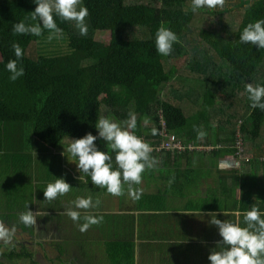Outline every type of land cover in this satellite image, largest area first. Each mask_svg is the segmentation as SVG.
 <instances>
[{"label": "trees", "instance_id": "1", "mask_svg": "<svg viewBox=\"0 0 264 264\" xmlns=\"http://www.w3.org/2000/svg\"><path fill=\"white\" fill-rule=\"evenodd\" d=\"M82 2L88 10L86 36L79 35L72 22L56 20L60 33L42 31L36 37L14 35L11 31L13 23L25 19L34 10L33 0H0V40L21 48L17 66L24 69L23 76L10 81L9 73L4 71L6 61H0V153L10 139L17 146L33 139L46 148L61 149L86 133L96 135L94 124L102 116L121 122L134 113L135 133L151 146L150 156L155 160L142 177L155 172L169 183L160 195L175 193L177 186L184 188L192 175L208 167L207 172H216L217 179L206 190L205 202L236 200L235 190L239 189L240 198L234 202L240 204L241 212L249 210L257 199V193L251 194L257 187V172L259 169L264 172V161H260L264 157V111L249 107L244 89L246 83L264 84V49L241 44L238 37L246 24L264 18V0H239L230 8L203 9L196 13L191 11V0ZM161 25L178 37L168 56H160L155 50V31ZM102 32L108 33L107 44L94 38ZM61 44H65V49ZM172 59L176 62L171 63ZM95 79L97 85L92 83ZM160 116L166 133L176 136L183 145L212 149L156 151L160 143ZM195 128L214 136L215 140L210 142L205 136L196 139ZM237 133L241 154L247 160L241 161L238 169L219 170L220 160L234 156ZM96 143L100 150H106L103 141ZM26 158L29 159L22 155L20 159ZM12 168L1 176L7 174L16 188L28 166ZM46 168L49 176L50 170L57 166L46 165ZM31 177L42 183V187H35V192L44 201L47 182H41L44 178L41 174L29 176V180ZM18 192L19 189H14L6 194ZM4 195L0 191V204ZM59 200L57 197L45 203L58 210ZM253 205L257 207L256 203ZM23 211L18 206L14 209L12 204L0 209V223L17 225L36 239H50L47 226L35 233V227L20 221ZM52 240V250L57 251L54 259L59 264H92L80 256L82 250L76 248L71 258L72 250L66 244L62 246L55 238ZM36 243L41 248L44 245ZM74 243L84 246L77 245L78 241ZM16 245L18 249L14 245L6 248L0 245L4 248L0 252V264L3 261L38 264L23 242ZM106 254L108 264H132L131 251L124 249L120 241L107 243Z\"/></svg>", "mask_w": 264, "mask_h": 264}, {"label": "crops", "instance_id": "2", "mask_svg": "<svg viewBox=\"0 0 264 264\" xmlns=\"http://www.w3.org/2000/svg\"><path fill=\"white\" fill-rule=\"evenodd\" d=\"M0 156L3 172L13 166L23 168L25 164L28 166L29 176L37 174L46 176L48 172L46 167L29 168V159L26 158L22 161L20 159L22 155L16 154L11 159H8L11 156ZM236 161L234 156H227L218 162L217 168L222 171L238 169L239 167H234ZM260 161H264V157H260ZM18 163L20 165H17ZM45 164L43 163V165ZM65 164L64 174H61L63 168L58 165L54 170L57 172H53V176L58 173L57 178H63L72 187L63 196H58L60 198L58 210L53 209L56 206H47L44 200L37 206L22 208L23 213L27 211L33 213L35 224L32 227H35L36 232L40 231L41 227L47 226L46 232L49 233L48 236H51L59 234L60 228L63 243L69 244L73 241L75 247L68 248H72L75 252L76 248L82 250L83 254L79 255L89 259L92 264H100L105 261L108 264L106 244L118 241L124 244V249L131 251L132 264H210L207 257L215 249L216 242L220 237L216 227L208 223V213H216L217 219L220 220L232 222L239 220L241 226H244L242 216L231 215L232 212L241 210L240 204L234 202L240 198L239 189L235 190L236 200L224 198L225 203L205 202L207 199L206 190L212 188L215 179H217L216 172H207L208 167L204 168V171L192 175V180L184 188L177 186L175 193L166 195H160V192L169 183L164 181L158 173L146 174L142 177L139 185L133 186V189L136 187L141 189L140 198L133 200L128 196L127 186L124 188V193L116 197L108 194L103 188L93 186L90 181L88 188L91 189V192L83 194L82 189H85L87 185L79 182L78 170L75 166H68L71 163L67 158ZM27 172L23 173V177L28 176ZM222 177L225 179L226 175L223 174ZM54 180L55 176L49 179L47 184ZM77 185L81 186L77 188ZM256 193L257 199L252 201L250 207L256 203L258 209L264 210V172L261 169L257 172V187L251 191L252 196ZM88 195L94 202H99L97 206L87 211L75 209L73 201L77 197H87ZM38 199L43 200L40 193ZM70 209L79 211L81 219L72 221L65 214ZM222 212L227 215H222ZM57 214L60 215L58 221ZM86 214L101 219L99 223L90 225L81 232L79 225L83 222L82 217ZM60 221H62V227H59ZM49 228L52 231L49 232ZM75 241L79 242L77 245L83 244L84 246H76ZM87 252L90 254L87 255ZM81 257L80 262L82 263ZM100 258L101 261L98 262Z\"/></svg>", "mask_w": 264, "mask_h": 264}, {"label": "clouds", "instance_id": "3", "mask_svg": "<svg viewBox=\"0 0 264 264\" xmlns=\"http://www.w3.org/2000/svg\"><path fill=\"white\" fill-rule=\"evenodd\" d=\"M33 3L36 6L30 15L12 24L11 31L14 35L39 37L42 31L58 34L61 29L57 26L56 20L72 22L79 35H87L88 10L83 6L82 0H33ZM224 4L225 0H191V11L196 13L203 9L223 8ZM238 39L241 44L254 45L258 50L264 49V18L246 24L240 31ZM175 43H178V37L171 29L163 25L157 27L154 44L158 55L168 56ZM11 47L15 59L5 63L4 71L9 73L10 81H16L24 74L23 67L17 66L22 51L15 43ZM244 90L247 93L249 107L264 111V84L258 83L253 86L246 83ZM94 127L96 135L86 133L81 138L70 140L66 148L63 147L64 153H68L67 160L74 163L78 170L79 182L88 184L90 181L93 186L103 188L108 194L116 197L121 196L127 186L128 196L133 200L139 199L141 189L139 187L133 189V186L141 183L142 174L154 166L155 160L150 156L151 146L135 133L137 127L135 114L129 113L127 119L121 122L102 116L95 121ZM194 130L198 140L206 135L199 128ZM152 134H156L155 129L152 130ZM97 140L104 142L106 150L98 148ZM70 188L72 187L63 178H55L45 186L44 200H54L58 196H63ZM98 203L90 197H77L73 201L75 209L85 211L95 208ZM65 214L74 222L81 219L79 211L70 209ZM222 215L225 216L227 213L222 212ZM231 215L242 216L244 226H241L239 220L235 222L220 220L217 219L216 213H208V223L216 227L220 237L215 249L207 257L210 264H264V210L252 205L249 210L234 211ZM19 219L25 226L35 224V218L30 211L21 214ZM100 219L84 215L83 222L79 225L80 231L83 232L90 225L99 223ZM10 239L11 233L0 227V240L7 243Z\"/></svg>", "mask_w": 264, "mask_h": 264}, {"label": "rangeland", "instance_id": "4", "mask_svg": "<svg viewBox=\"0 0 264 264\" xmlns=\"http://www.w3.org/2000/svg\"><path fill=\"white\" fill-rule=\"evenodd\" d=\"M238 1L239 0H225V4L223 7H225V6L228 8L233 7L234 5H236L238 3ZM220 9H222V8H218L217 10H220ZM94 38H95V40L100 41V42L105 43V44H107V42L109 40L107 32L96 33ZM61 45L65 49V44H61ZM10 59H15L11 45L0 40V61H6L7 62ZM170 62L175 63L176 60L172 59V60H170ZM92 83H94V85L98 84L96 79L92 80ZM158 135H159V132H158ZM174 137H175L176 141H178L180 143L183 150H185V149L190 150L189 145H183L182 142L179 141L176 136H174ZM205 137L209 138L210 142L215 140L214 136H211V135L210 136L205 135ZM238 139H240V136L237 133V134H235V140L237 141ZM160 140H161V137H160ZM9 141H6L4 143L3 148H2L3 152L0 153V155H3L5 157L11 156L8 159H11L12 156H14L16 154L28 156L29 157L28 164H29V168H31V169L32 168L33 169L43 168V167H46V165L53 166V167H56L58 165L59 167L63 168L61 174L65 173L64 168H66V164H67V163L65 164V159H66V156L68 157V153H66V152L64 153V148H66V146L63 145L64 148L61 147V149L60 148L49 149V148H46L44 145H41V144L35 142L33 139L32 140H29V139L24 140V141H27V143L23 144V145H22V143H20L21 146L20 145L17 146L16 144L13 145L12 144L13 142H9ZM39 148H40V150H39ZM194 150L208 151V150H210V147L209 148H197ZM238 150L242 151L243 149L240 146ZM43 163H46V164L43 165ZM68 166L74 167L75 164L71 163V165L68 164ZM239 166H240V160L237 159L236 163H234V167L238 168ZM224 168L228 169L227 167H224ZM10 169L12 170L13 168L10 167ZM52 172H56V171H52ZM52 172L50 170L49 176H43L44 178L41 180V182H43V183L48 182V180L53 177ZM1 173H3V166L2 165H0V184L3 187L0 188V191L5 192V195L1 198L2 204H0V209H4L6 206H8L10 204H12V207L14 209L16 208V206H18L19 208L22 209V208H25L26 206H37L39 204V202L43 201L41 199H38L39 194L36 195V193H35V187L36 186H38L39 188L42 187V183H40V184L36 183L35 179L33 180L32 177H31V180H29L30 172L26 173L28 176L26 178L23 177V179L19 183V187H16V188H15L16 184H13L11 182V180H8L7 174H5L4 176L3 175L1 176ZM54 176H56V175H54ZM86 185L87 186L85 189L81 188L83 194H88V191L91 192V189L88 188L89 183ZM78 186H81V185H77V188H78ZM14 189L15 190L19 189V192L16 195H7L6 194L7 192L11 193V191ZM20 190H21V192H20ZM83 196H85V195H83ZM87 197H90V196L88 195ZM0 227L7 229L11 233V239L7 243H5L3 240H0V245H6L5 248L7 246L9 247L11 245H14L15 248L18 249V245H16V244L23 242L25 249L34 255V259L37 261L38 264H59L54 259V256L57 255V251L55 248L52 250L53 245L50 244L53 241L52 238H55L56 241H59L62 246H64V244H66V246H67L66 248H68V247L73 248V246H74L73 241H71L69 244H67L65 242L62 244V236L60 235V234H62V231L60 228L58 230L59 234L51 235L50 239H43L44 237H39L36 239L34 237H31L26 232L21 231V229L17 225H8L5 222H2V223H0ZM59 227H62V221L59 222ZM76 238H78V237H76ZM36 242H43L44 245H42V248H41V246H39V244ZM72 248H68L69 250H72L70 253L71 258L73 256V249ZM42 249L44 250V252H42ZM3 250H4V248H0V252ZM88 251L90 252L89 249H88ZM89 252H87V255L90 254ZM63 255H65V254H63ZM45 257H47V259ZM65 257H68V255ZM50 260H51V262H50ZM63 260H66V259L63 258ZM100 261H101V258L98 260V262H100ZM9 263L14 264L11 262H9ZM9 263H7L5 261L2 262V264H9ZM61 263L63 264V262H61ZM72 264H74V263H72ZM100 264H107V262L106 261L101 262Z\"/></svg>", "mask_w": 264, "mask_h": 264}, {"label": "built area", "instance_id": "5", "mask_svg": "<svg viewBox=\"0 0 264 264\" xmlns=\"http://www.w3.org/2000/svg\"><path fill=\"white\" fill-rule=\"evenodd\" d=\"M159 121H160V131H159V136L161 137V142L160 144L155 148L156 151H166V152H174V151H182L183 148L180 145V143L178 141H176L175 137L172 135H169L166 133L165 131V125L164 122L161 118V116L159 117ZM241 141L240 139H238L233 148L236 150L234 153V156L236 159H239L240 161L243 160H247L245 159V157L242 156V151H239V147H242V144H240ZM192 149V148H190Z\"/></svg>", "mask_w": 264, "mask_h": 264}, {"label": "flooded vegetation", "instance_id": "6", "mask_svg": "<svg viewBox=\"0 0 264 264\" xmlns=\"http://www.w3.org/2000/svg\"><path fill=\"white\" fill-rule=\"evenodd\" d=\"M40 230H44V227H41ZM46 231H47V229H46ZM50 231H52V230H50V228H49V232ZM35 233H36V230H35Z\"/></svg>", "mask_w": 264, "mask_h": 264}]
</instances>
